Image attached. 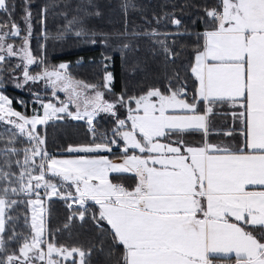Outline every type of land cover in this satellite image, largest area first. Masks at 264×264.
Instances as JSON below:
<instances>
[{
  "label": "snow or ice",
  "instance_id": "1",
  "mask_svg": "<svg viewBox=\"0 0 264 264\" xmlns=\"http://www.w3.org/2000/svg\"><path fill=\"white\" fill-rule=\"evenodd\" d=\"M135 7L122 0L125 13ZM191 7L200 28L172 11L145 17L172 32L125 27L114 37L87 28L101 14L93 0L70 19L61 13L65 31L92 44L115 38L130 49L147 36L169 65L182 54L177 40H191L183 74L117 93L110 71L85 82L68 63H50L43 44L33 48L37 24L48 38L47 6L0 0V264H92L105 240L120 252L116 264H264V0ZM9 83L30 90L34 105L7 95ZM65 120L83 122L87 139L58 156L48 128ZM56 201L67 213L53 228ZM86 225L100 247L61 238Z\"/></svg>",
  "mask_w": 264,
  "mask_h": 264
},
{
  "label": "trees",
  "instance_id": "2",
  "mask_svg": "<svg viewBox=\"0 0 264 264\" xmlns=\"http://www.w3.org/2000/svg\"><path fill=\"white\" fill-rule=\"evenodd\" d=\"M83 0H33L34 4L48 7V18L46 24L47 40H44L43 33L40 31V25H36L34 33L33 48L38 49L43 44L46 49L47 59L52 64L68 63L71 74L85 82H98L103 72L110 71L113 74V88L117 93L127 89L128 91H139L154 83L165 82L166 78L173 71H181L186 66L189 58V48L182 47L191 43L188 38L177 40V51L182 54L177 57L175 65L166 63L165 57L160 54L159 48L147 36H140L131 41L133 47L125 49L121 41L115 38L110 39L107 44L97 39V43L92 44L83 37H77L75 31H65L67 20L62 12L68 13V19L75 15V7ZM136 5L134 9H129L127 13L122 9V0H93L99 10V16H90L86 19V25L89 30L95 33H107L113 37L117 33L127 30L131 32L135 29L137 32H144L150 27H159L161 31H174L171 24L161 23L149 25L145 23V17L149 20L153 15H161L166 12L175 11L184 24L191 29L200 28L197 23L191 22L196 15L197 9L191 5L203 3L204 0H132ZM71 5V7H68ZM184 6V10H180ZM36 10H34V15ZM62 33V35H61ZM108 57L109 59H105ZM105 64L107 69H105ZM35 87V86H34ZM5 93L16 100H24L30 106L34 105L35 97L27 88H16L14 83H9L4 89ZM42 95L46 99L51 98L50 90L41 88ZM64 98V95H60ZM15 104V100H14ZM19 109L20 106L16 105ZM101 124L105 128L111 127V121L105 117ZM2 127V126H0ZM86 126L83 122L65 120L50 124L48 128V147L49 151L56 155H67L60 149L70 143L83 142L87 139ZM193 141L198 137L191 138ZM124 183L132 185V178L126 179ZM52 227H61L67 210L62 201H56L52 206ZM61 238L69 243L80 242L88 244H97L100 236L90 226L83 228L77 227L70 233H62ZM104 252H94L92 264H116L120 252L113 249L109 254L107 240L103 243Z\"/></svg>",
  "mask_w": 264,
  "mask_h": 264
},
{
  "label": "crops",
  "instance_id": "3",
  "mask_svg": "<svg viewBox=\"0 0 264 264\" xmlns=\"http://www.w3.org/2000/svg\"><path fill=\"white\" fill-rule=\"evenodd\" d=\"M224 122H226V120H223V119H222V120H221V123H224Z\"/></svg>",
  "mask_w": 264,
  "mask_h": 264
},
{
  "label": "rangeland",
  "instance_id": "4",
  "mask_svg": "<svg viewBox=\"0 0 264 264\" xmlns=\"http://www.w3.org/2000/svg\"><path fill=\"white\" fill-rule=\"evenodd\" d=\"M59 95H64L63 93H60Z\"/></svg>",
  "mask_w": 264,
  "mask_h": 264
}]
</instances>
